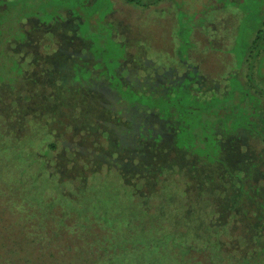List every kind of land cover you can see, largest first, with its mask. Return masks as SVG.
Returning a JSON list of instances; mask_svg holds the SVG:
<instances>
[{"label": "rangeland", "instance_id": "rangeland-1", "mask_svg": "<svg viewBox=\"0 0 264 264\" xmlns=\"http://www.w3.org/2000/svg\"><path fill=\"white\" fill-rule=\"evenodd\" d=\"M85 1L0 0V39L12 35L17 16L33 17L21 22L22 41L16 36L5 44L22 74L12 84L13 71L0 68L9 83H0V264H264V238L253 243L256 237L242 234L239 222L230 227L229 218L208 205L218 189L224 208L230 192L223 184H205L198 173L190 178L189 157L172 147L143 149L137 116L100 97L102 84L89 82L70 95L59 88L68 80L69 59L84 56L85 36L87 52L100 48L111 60L122 41L133 53L126 66L146 68L148 57L158 71L181 67L173 39L179 41L176 51H184L190 30L209 23L208 31L195 28L191 36V61L220 85L218 73L247 69L251 80L235 83L249 89L254 106L264 104V0H140L142 6ZM104 15L114 29L101 21ZM63 89L69 92L71 85ZM262 114L255 118L258 130ZM226 122L236 125L231 117ZM241 127L240 134H251ZM263 149L253 136H240L227 148L239 171L258 155L253 180L262 186ZM146 169L148 177L141 178ZM202 169L198 164L191 170ZM240 175L235 172L239 182ZM202 192L210 193L202 198ZM254 214L245 223L263 234L264 219L258 222ZM103 229L102 248L91 234ZM73 232L81 238L67 239Z\"/></svg>", "mask_w": 264, "mask_h": 264}, {"label": "trees", "instance_id": "trees-1", "mask_svg": "<svg viewBox=\"0 0 264 264\" xmlns=\"http://www.w3.org/2000/svg\"><path fill=\"white\" fill-rule=\"evenodd\" d=\"M124 1L138 6L143 5L140 0ZM85 3L83 2V4ZM65 10L72 17L79 18L70 9ZM51 12L56 13L58 16L57 11L52 10ZM27 15L29 14L17 16L13 23L12 35L2 36L3 38L0 39V57L2 60L0 61V68L13 71L12 84L22 74V68L15 58L7 54L5 44L10 39L16 41V36L18 37L20 33L22 37H25L23 33H26V31L21 30V22L27 18L33 19V17ZM106 15L103 16L101 21L111 25L104 22ZM52 17L56 16L53 15ZM208 24H204L206 26L205 30L203 25L194 26L190 30V38L183 48L184 51H176L179 41L174 42L173 39L171 50L178 54V57L174 59L181 67L176 68L175 65L170 64L169 67H161L157 71L152 67L155 65L154 61L145 57L146 68L137 67L135 70L131 65L130 68L133 70V74H131V69L126 66L127 62H131L130 55L133 54L130 52L131 46H126L122 41H116L119 56H113L111 60L109 58L104 59L101 56L102 51L100 48H94L92 52H87L91 42L85 36L82 40L83 50L88 55L84 52V56L81 55L78 61H75L74 57L69 59L71 69L67 77L68 80L62 83L65 86L70 84L71 91L65 92L64 90L67 88L63 89L65 86L59 88L60 92L70 95L74 91H82L83 85L89 82L102 84L104 90H96L100 97L105 95L107 98H111L113 106L119 103L124 111L137 116L135 127L138 135L137 142L143 149L147 146L159 151L166 147H172L189 157L191 163L187 170H189L188 175L190 178H197L198 173V178H202L205 184L209 183L213 187V184L221 183L226 187L230 195H227L229 199L223 205L224 208L220 202H217V194L220 192L218 189H215V192L214 189L212 190V194L215 193L212 197L216 199L212 198V203H208V205L212 206L214 204L218 208L217 211L220 216H222L221 214L228 216H225V219L229 218L232 222L230 227L239 222L242 225V229L240 228L242 231L240 232L247 234V238L249 236L251 239L256 237L252 242L257 243L258 239L264 238V233H254L250 226L245 223V220L253 212L257 213L252 216L253 219L258 220V222L264 219V186L255 185L253 180L256 179L258 170L256 167L260 165L261 160L257 158L258 155H255L252 165L239 171L232 165V155L227 154V148L231 143L237 141L240 136L247 138L253 136L264 143V119L260 120L263 123V128L259 130L255 119L260 112L263 113L264 117V104H255L257 106H254V98L248 91L249 89L240 88L241 85L247 83V80H251V76L245 68L247 66L245 62L244 68L246 70L242 73H238L236 69L226 73H218V80L223 81V84L220 85L218 81L214 82L212 80V78L217 77L210 76L209 78V73H202L191 61L189 49L195 45L191 40V36L195 28L208 31ZM112 28L114 29L113 26ZM173 31L176 34V27ZM111 36H113V33ZM19 38L21 39L17 40L19 42L24 39L20 36ZM253 42H255V39H253ZM208 43H210L209 39H207V45ZM94 64H97V66H94ZM4 76L5 74L2 75V77ZM236 80L239 82L240 87L235 83ZM0 83L9 84L1 77ZM237 86L240 88L239 90H237ZM93 93H95V90ZM230 117L232 121L235 119L236 127L234 126V128H230L231 126H228L226 122ZM249 120L250 123H248ZM252 121L255 122L252 123ZM240 125L246 126L247 132L251 134H240ZM261 153H264V149L261 150ZM198 164L203 168L201 174V170L195 173L191 170L194 165ZM145 166L149 167L150 165L145 164ZM146 171L141 174V178L148 177L146 173L150 172H148V169ZM235 172L241 173L240 182L236 180ZM130 187H132V193L136 195V188ZM200 190L204 191V189ZM209 193L204 192V195L209 196ZM197 195L202 198L208 197L204 196L203 192L201 194L197 193ZM236 217L238 219H235ZM65 221L68 220H62V223H67ZM71 221L69 220V222ZM79 228H83V226H79ZM105 229H109V227L105 226ZM105 229L101 232L93 231L91 234L98 245L102 244V248L106 240ZM72 234H68L67 239L81 238V235L74 232ZM231 250L235 252L234 249Z\"/></svg>", "mask_w": 264, "mask_h": 264}]
</instances>
